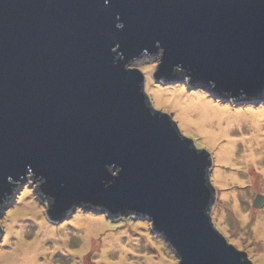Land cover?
I'll use <instances>...</instances> for the list:
<instances>
[{
  "label": "water",
  "instance_id": "obj_1",
  "mask_svg": "<svg viewBox=\"0 0 264 264\" xmlns=\"http://www.w3.org/2000/svg\"><path fill=\"white\" fill-rule=\"evenodd\" d=\"M144 54L155 79L261 102L264 0H0V216L31 178L52 220L99 207L148 219L177 264H254L214 224L211 153L129 65Z\"/></svg>",
  "mask_w": 264,
  "mask_h": 264
},
{
  "label": "rangeland",
  "instance_id": "obj_2",
  "mask_svg": "<svg viewBox=\"0 0 264 264\" xmlns=\"http://www.w3.org/2000/svg\"><path fill=\"white\" fill-rule=\"evenodd\" d=\"M158 60V55L144 54L129 65L143 72L144 89L152 105L171 114L184 135L211 153L209 176L216 189L211 216L215 226L245 251L254 264H264V204L260 208L252 205L256 194L264 195V133L259 144L254 145L257 155L249 160L243 157L248 147L245 139L239 138L233 146L227 144L229 139L247 136L253 131L249 126L250 118L245 119L246 113L263 109L264 96L261 102L236 99L216 95L205 86L193 88V82L184 77L155 79L153 73ZM171 90L177 94L199 96L224 107L228 112L227 120L235 113H241L242 117L232 121L226 135L213 140L195 126L186 128L174 108L163 102L160 93L164 95ZM154 91H159L158 99ZM227 120L224 119V125ZM260 127L264 132V116ZM223 145L231 148L232 158L225 160L220 156ZM46 203L38 194L34 179L26 178L18 184L0 216V264H34L30 259L33 252L36 253L35 264L178 263L172 248L153 231L144 217L114 218L99 207L79 205L69 214L52 220L46 213ZM112 236L117 241L112 240ZM107 242L111 244L107 246ZM34 245L39 248L36 250Z\"/></svg>",
  "mask_w": 264,
  "mask_h": 264
},
{
  "label": "bare ground",
  "instance_id": "obj_3",
  "mask_svg": "<svg viewBox=\"0 0 264 264\" xmlns=\"http://www.w3.org/2000/svg\"><path fill=\"white\" fill-rule=\"evenodd\" d=\"M158 92L159 91L155 92L157 99L159 96L157 94ZM160 96H162L163 102L174 108L175 113L179 116L183 125L186 128H192L195 126L196 129L203 131L201 133L208 134L213 140H216L217 136L219 137L226 135L231 129V124H233L232 121L234 119L235 120L238 119L237 117L241 116V113L240 114L235 113L233 114L232 119L229 118L227 120L228 118L227 109L219 105H213L210 101H205L203 98L199 96L177 94L173 90L165 92L164 95L160 93ZM250 111L252 110L247 111L246 113L247 115L245 119L250 118V122L248 119L247 120L249 122L250 129L252 128L253 131L247 136L233 137L229 139L227 142L229 146H233L234 142L237 141L239 138L245 139L247 141L248 147L246 148L243 157H245L246 160H249L250 158L257 155V152H255V149H257V147H254V145L255 143L259 144V142L261 141V136L264 133L260 130L261 129L260 120L261 117L264 116V108L259 110L254 109L252 112ZM224 119L227 120V123L225 125H224L225 122ZM228 145H223V147H221L220 149L221 151H223V153L220 156L225 158V160L228 159L231 155L230 154L231 148L228 147ZM90 217L93 218L92 216ZM90 217H88L90 221L93 220ZM111 238L112 240L113 239L116 240L115 237L113 238V236ZM110 244L111 242H107V246ZM34 246L36 250L39 248L38 245H34ZM28 250H29V246L26 249H24L25 253L28 252ZM30 256H31L30 259L34 260V264H35L36 253L33 252L32 254H30Z\"/></svg>",
  "mask_w": 264,
  "mask_h": 264
}]
</instances>
